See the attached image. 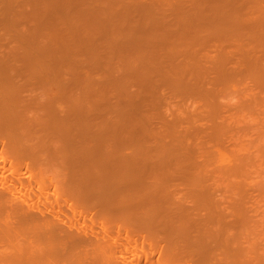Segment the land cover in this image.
Listing matches in <instances>:
<instances>
[{"label": "bare ground", "instance_id": "1", "mask_svg": "<svg viewBox=\"0 0 264 264\" xmlns=\"http://www.w3.org/2000/svg\"><path fill=\"white\" fill-rule=\"evenodd\" d=\"M28 1H29V3L31 2L33 4L32 6H34V8H31L32 10H29V12L24 8V6L22 9V6H20V4H18V2L20 3V0H18L16 2L17 4L16 5L14 4V6H13V3L15 1H13V0H0V264H113L112 262H114V261H111L110 257L112 256V251L114 250L115 245H117V240H116V238L111 237L108 234L106 225L112 221H114V222L116 221V223H117V221L120 219L124 223H125V221H126V223L128 222L129 226H131L130 230L125 231V236H126V234L129 233L128 237L126 236V238L129 239V241L127 240L128 241V247L125 248V245L123 247V243H122V247L125 248V250L127 251V252H125V253H127L126 257L121 255L123 257V260H122L123 264H247L245 262V259L249 258V256L247 257L246 252L248 251V253L252 254L253 252L251 250H254V247H252V245H253L252 242H250V240H247L246 238L244 239L243 235L231 236V235H229L228 232H226V231L224 232V230H222V229H220V231L214 230L213 225L215 223H214V219L212 218V209L210 207L205 208V211L207 212L206 215L209 217L204 216L205 218H202V219H199V217H196V219H191L193 217L189 214H188V216H185L186 213L183 214L184 211H182L181 208L180 209L177 208V210H173L170 208L171 202L170 203H168V202H169V199H171V198H168L169 195H167V192H166V190H169V189L166 188L165 191L162 192L163 190L160 189L161 186L159 187L158 185L162 184V186H163L165 184L164 181L167 182V179L170 177V169L171 168L174 167L173 169L178 168V170H179L178 171L176 169L177 171L176 170L173 171V169H171V174H172V172H174V173L180 172L181 169L182 170L188 169V171H190V169H192V168H190L189 166H191L192 164H194V165H196V164H195L194 158L191 160H186V159H182V158L179 159L180 156H179L178 152H175V154L178 155L177 157H175L176 155L173 153V151H175V150L174 149L169 150L167 147L169 143L164 142V141H162V142L160 141L161 138L158 136L160 133L159 131H162V133H163V130L160 127H158L160 130L159 129H158L159 131L156 130L155 134L153 133L154 131L152 132V130L150 129L151 125L149 126V123L147 121L150 122V120L152 121L154 118H155V120H158L161 118V116H160V118L158 116V119H156L157 117L150 118V116L147 118L146 116H148V113L150 110H145V109L143 110L142 109V111L136 110L135 113H134V111L133 112L131 111V113H130L128 111V108H127V110L126 109L125 110H126V112H128L127 114H129V115L126 116V119H125V117H123L124 118V119L122 118L123 121L120 122V120H121L120 116L121 115L118 116L119 117L118 119L114 118L113 113H115L116 111L118 112L120 107L123 106L122 103L119 104L121 102V97H120L122 95L121 93L123 92V89H124L125 91L123 92V95L126 96L127 94H129V92H127L128 88H126V87L130 86V84H131V86L134 85V87L139 84L135 88L138 87L136 92L137 91L138 92L141 91V92L139 94H136V92H135V97L137 96L136 98H140L141 100L140 99H138V101L136 100L135 105L133 103L130 104L128 101V103H127L128 105L126 104L127 107H129L130 105H134L137 108L138 107L141 108V106H146L148 109L151 108V110H152V107H153L152 104H154L153 102L158 95V93H156V91L158 92V90L160 88H162L161 85H158L157 81L159 82V84L162 83L160 81H163L165 84L164 86L166 88L168 87L167 90L170 91L172 89V92H179L183 89L184 92H187V90H190V92H192V91L194 93L195 92L196 93H204L205 92V94H206L207 92H206V89H204V87H206L207 84L204 83L205 86L202 87V89L204 91L201 90V86H203V85H201L202 83L200 84L201 86L198 85V82L199 83L202 82L203 79L205 82V80H206L205 74L203 72H194V70H193L194 67H193V69H192V67L190 69L189 65H191V64L189 63V61H188V65L186 63V59L187 60H190L191 58L194 59V56L193 57L191 56V52L188 51L187 49L185 50L184 48H183L184 50L177 48V50H174V52H176L180 49L181 52L186 51V53H187V57L183 56L181 53V55L185 58V59L183 58L185 62L184 63L181 62L183 59H181L179 61V62L183 63L182 64L183 66L184 65L185 66L182 67L180 64V67H181L180 68L179 64L178 65L176 64V66H175L174 63H177V62H174L173 63L174 66L170 63V65H172V67H171L172 69L170 70L171 72H169V71L166 72L167 68L165 70H162V68L166 67V64H168V60H170V58H172L171 57L172 53H173V56L175 54L174 52L171 51L172 49H168L169 51L164 49V48L163 49L165 51H163V49H159V50H162V52L160 51V53H159L158 48L155 49V47H154L153 50L158 51V53H159L158 56L164 55V56L159 57L160 62L157 60L159 63L156 60H155L156 62H153L154 61L153 57L155 56L154 53L152 54V52H151L150 53L151 55L150 54L144 55V53H141V52H145L146 50H147L146 52L151 51L148 48L150 47L151 44L153 45L152 40H154L155 43H157L159 40L163 41L164 40L163 38L166 37L165 39H167V34L171 35V37H173V39H174L173 32L166 30L167 28L164 26L163 22H161L162 19L158 18L156 15H154L152 13H146L147 15L143 14V15H145V16H143L145 18L144 21L141 22V24H143V25L139 24L138 23L139 19H135L134 16H132L134 18V20H133V18L130 16L131 11L128 12L126 10V8H127L126 4H125L126 8L124 6H121V1L114 0V2H113L111 0L110 1H108V0L102 1L101 0L100 2H102V3L104 2V5H106V6H104L102 3H101V5H103L104 7L107 8V9L103 8V10L104 11L108 10L105 13L100 11V10H102L101 6L99 8L100 10H98V8L97 9L95 8L96 11L98 10V11H100L99 13H102V15H101L102 19L103 18L104 19L109 18V20H108L109 23L107 22V24H111L112 26L116 25V29H112L114 31L113 33H111L112 31H110L108 29L109 33H111L112 35L109 34L107 30L105 31L106 27L104 28L103 26L106 23L105 22H99L100 21L99 17H101L99 14L97 17L94 15H92V16L84 15V13L81 12V15L83 14L84 16L82 15L83 17H81V18H80V16L76 17L77 14H79V12H80V10L78 11V13L76 11L77 5L79 4V2L77 5L75 4L76 7H74V9L70 8L71 10L69 9L70 6L68 7V5L66 3H64L67 1V2L71 3V5H74L75 0L74 1L64 0L63 2H58V4L60 3L59 6H61L63 8L64 12L66 10H67V12H69V13L65 12L66 16H68V17L72 16L69 18L66 17L65 14H61L62 11L58 12V13L55 11V8L58 11L59 6H58V4L55 5V3H57V1H59V0H57V1L56 0H48V1L47 0H40V1L39 0H37V1L33 0V2L36 1L34 3L32 2V0H28ZM96 1H98V0H96ZM128 1H130V0H128ZM209 1L210 0H208V1H206V0H201V1L200 0H191V2L193 4H190V5L193 6V8H194V5L197 4V5H195V8L197 7L196 9H198V10L196 11L195 8L192 9V7L190 5H188V7H186L185 10L191 9V11L188 12V11L184 10L186 13L183 11L187 15L182 14L183 15L182 21H183V19L187 20L189 22V25L192 24L191 25L192 28L195 29L196 31L198 30V29H196L197 25H198V28L199 27L204 28V26H206V25H208L207 27H210V28H212L214 26H217L219 28V26H220L219 24H220V22H222L223 28H221V29H224L227 26V27H229V28L226 27L227 30H229L230 27H231V29H230L231 31L234 30L232 32L230 31L229 34H228V31L226 30L228 36L231 34H235L237 32L240 33V34H236V35H231V36H233V40L236 39V40H234L235 41L234 43H236V42L238 43V45H236V47H239V49L242 46H244V47L247 46L245 44L246 43L245 40L249 39V41H250V38H251L253 41V39H255V40L257 39L256 40V42H257V41H260L259 39L264 38V37H262V36H264L262 33H261V37H259V34L256 31L257 35H258V37H257L255 31H253V29H251L252 25H253V20L250 19L249 16L247 17V14H248L247 12L242 11V9L240 8L241 7L240 3L236 4V5L234 4L235 5V7H234V5H232L231 2L225 3V2H221V1L218 2L215 0H211V2H212V4H211V2H209ZM11 2H12V4H11ZM37 2H38V4L34 5ZM84 2L87 3V0H85ZM110 2L112 4L113 3L114 4L112 5ZM125 2L126 1L124 0V3ZM131 2H133V1H131ZM205 2H209V3H205ZM47 3L48 4L51 3V4H49L48 9H45V7H48ZM52 3H54L55 7L53 6ZM75 3H77V2L75 1ZM80 3H82V2H80ZM86 3H85V5L83 3L81 4V5H83V8H85V9H86V6L89 5V4L86 5ZM89 3H90V1H89ZM133 3L130 7L136 6ZM63 4H64V6H63ZM109 4H110V6H107ZM198 4H202L206 8H204L201 5L203 7L202 8L200 5L198 6ZM206 4H208L209 7ZM213 4H214V6H213ZM215 4L217 6H215ZM246 4H244V7L250 6L252 8V3L249 4L248 2H246ZM15 6H17V7H15ZM19 6H20V8H19ZM37 6L38 7L40 6L39 7L40 9L39 8L36 9L35 7H37ZM111 6H112V11L116 12L117 14H113L114 12H112L111 9H109ZM238 6H239V8H238ZM14 7L18 10L14 9ZM65 7L67 9H65ZM115 7L118 8L117 11H116ZM200 7H201V11L199 13L201 15L198 13V11L200 10ZM212 7H215L216 11L214 10V8H213V10H211ZM250 7H248V9H251ZM12 8L14 10H12ZM53 8H54V10H53ZM88 8L89 7H87L86 11L89 10ZM124 8H125V10H123ZM68 9H69V11H68ZM237 9L240 12H238ZM33 10H35V11H33ZM109 10L111 12H109ZM230 10H231V12H230ZM25 11H27L26 14H25ZM31 11H33V13ZM53 11H55L56 12L55 14L56 15L58 14V15L56 16ZM72 11L75 12L76 14H74ZM89 11H91V9ZM202 11L204 13H202ZM213 11L217 12V13L219 12V14H216ZM223 11H225V13H223ZM226 11L228 13H226ZM119 12H121L122 14ZM124 12L126 14H124ZM196 12L198 13L197 15H196ZM30 13H32V14H30ZM71 13H73L74 16ZM208 13H209V17L207 15ZM210 13L212 15L214 13V15L212 16ZM220 13H221V15H220ZM230 13L232 16L227 15ZM237 13H239V15H237ZM67 14H69V15H67ZM103 14H104V16H103ZM107 14H109V15H107ZM123 14H124L125 18L128 19V17H129L130 24H129V21L126 22L127 20L123 18ZM204 14H205V16H204ZM215 14L217 15V17L215 16ZM119 15L121 16L122 21H121ZM125 15H127V16H125ZM149 15L152 17H150ZM153 15L155 17H153ZM189 15L190 16L193 15L194 18L190 17ZM195 15H196V17H195ZM223 15H225L226 17L229 16V19L227 20L228 22L227 21L224 22ZM88 16L90 18H92V17L93 18L88 19L89 18ZM186 16H188V17H186ZM210 16H212L213 18ZM236 16L240 17L238 19H240L241 22H238L239 20L237 21ZM243 16L245 17V20H247V21L244 20ZM59 17H61V18H59ZM105 17H108V18H105ZM111 17L113 18V20L115 18V20L118 22H116L115 20H114L115 21L114 22ZM197 17H198V19H196ZM207 17H208V19L212 18L211 20H213L215 18V20H213V23L216 22V18L218 19L219 22L217 21V23H214V25H211V24L206 22ZM230 17H232L233 19ZM74 18L77 20L75 21ZM83 18H85V19H83ZM116 18H118V19H116ZM187 18H189L190 20ZM64 19H66V20H64ZM79 19H80V21H82V23H83V20L85 21L83 23V25L85 26L84 28H86L87 30L83 29V27L81 26L82 24H80L81 22L79 21ZM123 19H124V21H123ZM235 19H236V21H235ZM241 19H243V20H241ZM145 20L146 21L148 20V22H146ZM149 20H150V24H149ZM192 20H193V22H191ZM197 20H198V22H197ZM201 20L203 21V23L205 22L206 25L202 24ZM229 20H230V22H229ZM251 20H252V22H251ZM32 21L35 23L34 29H32L29 33H28L29 30L28 31L24 30V32H23V33H26L25 31H27L28 34L24 35L21 32L23 29L20 31L18 30L20 27H22L26 24H29ZM89 21L90 22L92 21L93 24L89 23ZM136 21H137V23H136ZM77 22H80V23L77 24ZM110 22H112V23H110ZM144 22H145V24H144ZM152 22L154 25L152 24ZM234 22H235V24H234ZM64 23L67 25H71V26L74 25V26H72V29L70 30L68 28L69 27L71 28V26H67ZM134 23H136L138 26ZM196 23H197V25H195ZM225 23H227V24H225ZM232 23L234 24V26L232 25ZM239 23H241V24H239ZM85 24H88V26H86ZM94 24H95L94 27H96V29H94V27H93V29H94V31H93L91 26H93ZM123 24L126 26L127 30L125 28L121 29V28L125 27ZM158 24H160L161 26H159ZM242 24L244 25L243 28H242V26H243ZM120 25H121V28H120ZM131 25H133V27ZM148 25H150V26H148ZM89 26H90L91 30H89ZM97 26H98V29L101 30V32L98 30L97 33L99 34V36L101 35V37H103V39H102L103 44L101 43V46H104V44L106 46V45H109V43H110L111 46L113 47L112 49H114L115 46L116 45L118 46V44H119L118 47H120V48H118L116 46L119 49L118 51L120 52L121 49H122V51H125L124 54H122L121 52L120 53L118 52L120 54L119 58H120V60H122V62L120 60H118L119 62L116 61L115 59H119V58L114 57L112 50L108 49L107 47L105 48L107 54L104 55V56H106V58L101 57V56H103L102 50H104V49L100 48V46H99V48L101 50L99 49L100 51H98V48L96 50L97 46L94 45L96 43L93 40L96 39L97 38L96 35H98V34H95V32L97 30ZM99 26L103 27V29L100 28ZM139 26L142 28L140 29ZM193 26H195V27H193ZM237 26H238V28H237ZM61 27L63 28L64 31L61 29ZM73 27L75 29H76V27L78 28L76 30L79 31L78 32L79 35ZM240 27H241V29H240ZM27 28L25 27L24 29H27ZM81 28H82V30H81ZM135 28H136V30H135ZM232 28H234V29H232ZM246 28H247V30H245ZM67 29H68V31H67ZM214 29H215V27H214ZM242 29H244V30L242 31ZM249 29L252 30L250 32V33H252L251 36L249 34V31H248ZM121 30H123V31L121 32ZM132 30H133V32H132ZM141 30H143L144 32ZM145 30H146V32H149L150 35H147V33H145ZM157 30H158V32H157ZM205 30H206V28H205ZM208 30H209V28H208ZM61 31L64 33H62ZM65 31L67 34H65ZM80 31L85 32V33L82 34V32H81L82 35H80ZM87 31L89 33H87ZM91 31L94 33L95 36L92 34L90 35ZM163 31H166V32H163ZM181 31L182 32L180 33V36H179L181 38L177 37V39H174L175 41L179 42V47L181 44H182L181 47L184 45L186 46V44H188L187 41H190V42L195 41L194 36L197 37V34H195L194 32L192 34H186L188 32L187 29L186 30L182 29ZM212 31L213 30H210V32H212ZM123 32H124V35H123L124 38H121V36H122L121 33L123 34ZM125 32H127V33H125ZM141 32H143V33H141ZM152 32H154V33H152ZM73 33H75L74 35L76 37L73 35ZM101 33L102 34L107 33V34H106V36L105 35L102 36ZM134 33L135 34L138 33V34L135 36ZM140 33L142 34L141 36H140ZM115 34H117V35H115ZM128 34L130 35L129 38L127 37ZM154 34H156V36H153ZM158 34H160V37H157V36H159ZM161 34L164 35L165 37H162ZM68 35H71L70 38H73V40L67 39ZM83 35H85V36H83ZM88 35H89V38H91V41L88 40L89 39ZM151 35H152V37H151ZM192 35H193V37H190ZM253 35L254 36L256 35L255 37H257V38H254ZM93 36H94V39H92ZM107 36H108V38L106 39L105 37H107ZM182 36H184V37L186 36V37L184 38ZM231 36H229V37L231 38ZM234 36H235V38H234ZM240 36L242 39L240 38ZM242 36L245 37V40ZM77 37H79V38H77ZM125 37L128 40L131 39L132 41L131 40H129V41H131L133 45L131 44V42H128L125 39ZM229 37H228V39H230ZM80 38L81 39L84 38V39H82L84 41L87 40L85 43H87V46H89L90 48L87 47L86 44L83 43L84 41L82 42V40ZM86 38H88V39H86ZM118 38L119 39L121 38L120 40H122V41H120ZM155 38L157 39V41L155 40ZM178 38L180 40H183V41H180ZM182 38H184V39H182ZM192 38H194V39H192ZM77 39L81 40V41L79 42ZM135 39H136L137 43L135 42ZM145 39L148 41H145ZM188 39H190V40H188ZM106 40H107V42H104ZM115 40H116V43L114 44L113 42H115ZM13 41H15L13 44L15 45L17 43L16 45L18 47L13 46V45H12L13 47L11 46ZM74 41H75L76 45H75ZM88 41H90L91 44L88 45V43H89ZM144 41L146 43H144ZM77 42L80 44V46L77 44ZM121 42H123V43H121ZM133 42H135L136 45ZM253 42H254V43H252L253 45L254 44L256 45L257 43L260 44L259 42H257V43L255 41H253ZM139 43L140 44L143 43V45H146V46H144L145 49L142 47L143 45H140ZM159 43H161V42H159ZM241 43L242 44L244 43V44L241 45ZM120 44H122V46H120ZM124 44H126L127 46ZM258 44H257V46H259V47H257V48L260 49L261 45H258ZM239 45H241V46H239ZM75 46H77V48ZM83 46L88 48L90 51L92 50L91 51L92 57H91V55L88 57L90 60H92V58H93L92 61H94L95 60L94 57L96 55L97 58L95 57L96 58L95 61H99L98 58H100V59L103 58L105 60V62H106V60L108 62V64H106L105 67L103 66V68L101 67L102 65H96L98 67L96 69L97 70L99 69V70L95 71L94 75H96L95 73H98V74L101 73L100 77H101V75H103V76H102V78L98 77L99 78V82H98V78L91 76V75H93V72H91V75L88 78L89 80L87 79L88 81L86 83H83V85L80 88V90L82 91L83 94H81V91H79L77 94L74 90L72 91L71 87H67V86L65 87L64 86V88H62V91H61V96H59V100L61 99L60 102L56 103V98L58 96L50 97L46 101L40 100L35 96H28V97H32V98H29L30 100L27 101L28 98H26V99L23 98V96H24L23 91L24 90H21L20 88H17L14 86L15 78L17 77L16 79H18V77H19L20 80L26 81V83L32 82L33 84L40 86L42 88H47L50 91L55 90L56 88L61 86V84L64 80L63 77L68 73L66 71H70L68 68L70 66H73V64L76 61L75 56L78 53L82 52L80 47H83ZM135 46H137V47H135ZM175 46H177V44ZM129 47H135L136 49L134 48V51H133V48H129ZM138 47L141 48V51H138V50H140V49H138ZM13 48L15 50H13ZM17 48H19V49H17ZM91 48H93V49H91ZM76 49H78V51H75ZM128 49H129V51L127 52ZM241 50L244 51L245 49L241 48ZM250 50H251V48H250ZM130 51H131V53H130ZM166 51H168V52H166ZM245 51H248V50H245ZM188 52H190V53L188 54ZM177 53H179V52H177ZM97 54L100 56H97ZM109 54H111L112 56L111 55L109 56ZM121 54L123 56L126 55L123 57L124 59L121 57L122 56ZM135 54H136V56H135ZM243 54H246V53H243ZM107 56H108V59H107ZM130 56H131V58H130ZM143 56L146 58L148 56V60L151 57L150 61H148L147 59H145V60L141 59V58H144ZM179 56H177V57L180 59L181 57H179ZM189 56H191V57H189ZM244 56L247 57V54ZM82 57L83 56L79 57L80 61H83V60L87 61V60H85V58H82ZM162 57H163L164 61L160 60V59H162ZM132 58L135 61H133ZM136 58H137V60H136ZM152 58H153V61H152ZM247 58H249V59H247ZM247 58L242 57V62H244L243 59H247L246 60L247 63H248V60H250V61L256 60L257 61L256 58L252 59L251 56L247 57ZM257 58H259V57H257ZM126 59H128V60H126ZM129 59H131V60H129ZM175 59H177L176 55H175L174 59L172 58V62ZM166 60H167V63L165 62ZM144 61H145V65H144ZM250 61L248 63V65H250L249 66L250 68H247V70L249 69V71H248V77L249 78H257L260 74L264 73V71H261V69H260L261 72H259V70H257L258 72L256 70H253V69H257V67L252 68ZM253 61H251V63ZM256 61H255V63H257ZM116 62L118 64H122V65H118V64H116ZM134 62H137V64L136 63L134 64ZM190 62H192V60ZM193 62L195 63L196 61L194 60ZM111 63H114L113 64L114 66ZM123 63H124V65L126 64L125 65L126 67L123 65ZM132 63L134 65L131 66ZM138 63H141V64H138ZM148 63H151V64H148ZM153 63H156V64H153ZM163 63H166V64H165V66L161 67L160 70H162L164 73L158 72L157 68H156V71L152 72L151 69H154L156 66L159 67L158 65L159 64L161 65ZM146 64H148V65H146ZM243 64H245V63H243ZM246 64H245V66H246ZM262 64L261 65L259 64L260 67L262 66ZM115 65H118V67L120 66V70L122 67V69H123L122 71H125L122 73V74L126 73L125 77L123 76V79H125L123 81L124 83H122L125 85H120L119 87H118V85H117V87L114 85L112 86L113 81H112L111 77L113 75V70H114ZM135 65H137V67H135ZM139 65L142 66V67H140V69L138 67ZM150 66H152V67H150ZM109 67L111 69H109ZM123 67H125L126 70ZM168 67H169V65H168ZM129 68L130 69L135 68L136 70L135 69L130 70ZM144 68H146V69H144ZM183 68L185 70L188 68V70L185 71V70H183ZM250 69H252L253 71L251 72ZM106 70L107 71L111 70L112 73L110 71H109L110 72L109 73ZM129 70H130V73L128 72ZM137 70H139L141 72H137ZM144 70H145V72H144ZM158 70H159V68H158ZM175 70H177V71H175ZM262 70H264V69L262 68ZM178 71H180V72H178ZM69 73H70V75L76 74V72H69ZM153 73L154 74L156 73L158 75H154ZM15 75H17V76H15ZM160 76H162V79ZM185 77H186V79H184ZM189 77H191V78L194 77L195 79H193V80L198 81V82H194ZM220 77H221L220 81L222 82L223 85H225V86L230 85L232 87H235L237 81L231 75V73L222 72ZM103 78H104V80H103ZM106 78H107V80H106ZM150 78L151 79L153 78V80H151ZM165 78H166V80H165ZM187 78H188V80H187ZM183 79L185 81L187 80L188 83H189V80H192V83H195V84H193V85H195V87L192 85L191 82L189 83V87H188L187 86L188 83L185 85L186 82L183 83L184 82ZM100 80L102 81V83ZM133 80H134V82H133ZM169 80H171L172 82L168 83ZM94 81H97V82H94ZM106 81H107V83L110 82L109 85H107ZM148 81L150 82L149 84H148ZM165 81H167V83H165ZM181 81H183V82H181ZM135 82H136V84H134ZM103 84H105L106 86ZM97 85H98V87H96ZM162 85H163V83H162ZM191 87L195 90H193ZM196 87H198V88H196ZM156 89H158V90H156ZM199 90H201V91H199ZM115 91H117V93ZM183 91H181V92H183ZM107 92H109V93L112 92L111 94H113L114 98L116 95V97H117L116 101L118 100L119 102L117 103L116 101H114L115 104H117L115 107L118 106L117 108H119V109H115L114 104L112 102V98L111 99L108 98L111 101V103H109V100L107 99ZM151 93L153 95H149ZM75 94H77L78 96H76ZM79 95H80V97H79ZM141 96H142V98L144 97L145 100L142 99ZM146 96H147V98L149 96L150 97L147 99ZM81 98H82V100H81ZM86 99H88V100H86ZM83 100L86 102L88 101V102L83 103L84 102ZM146 100H147V103H145ZM105 101H107L109 104L106 103ZM141 102H144L145 104L141 103ZM102 103H104L105 107H104V105H102ZM137 103H139V105ZM84 104H86V105H84ZM106 104H108L107 105L108 107L106 106ZM141 104H144V105H141ZM216 104L217 103H214V105H216ZM110 105H111V107H110ZM150 105H151V107H148ZM60 106H65L66 108L62 107L63 109H60L59 108ZM84 106L88 107V108L87 107H85V108L88 109L89 112L85 108H84L85 111H81V110H83ZM94 106H96V108L98 107L97 108L98 110H96V108ZM212 106H213V104H212ZM146 107H142V108H146ZM106 108L109 112H110V110L114 109L113 111H111V112H113V113H111V114H113L112 121H111V115H109V112L106 110ZM214 108L215 107H213V109ZM64 109H66V110H64ZM59 111H61V112L65 111V112L61 113ZM96 111L97 112L98 111L99 112L105 111V113H103V115L108 114L109 117H107L108 115L102 116L101 113H98V115H97ZM146 112H148L147 115H146ZM76 113H77V115H76ZM93 113L96 114L97 116L96 115L93 116ZM59 114H61V115L58 117ZM64 114L67 115L66 119L63 117ZM130 114H131V116H130ZM142 114L144 117L142 116ZM134 115L138 116L139 118L143 117V119H146V120L148 119L146 121L147 124L145 123L142 125L140 122L138 123L137 121H139V120ZM86 116L88 117V119L89 118H91V119H89V121H88ZM122 116H123V113H122ZM97 117H99L98 118L99 120L97 119ZM100 118H101V121H100ZM102 118H104V119H102ZM106 118L108 119V121ZM131 118L134 119L135 121H133ZM94 119H97L99 121V122H97L98 126L96 125V120H94ZM124 120H126V121L129 120L128 121L129 124L128 123L127 124L122 123V122H124ZM98 123H100V124H98ZM102 123H104V125H102ZM83 124H84V126H83ZM92 124H93L94 128L96 127L95 129H93V127H90V125L92 126ZM123 124H125L124 127H123ZM139 124H140V126L142 125L141 127H143V129L145 131V133L143 132L144 137H142L140 133H139L140 135H138V132H135V130L133 129L134 127L136 128V126L138 127ZM105 125H106V128H107V125H109L108 130H106V128L104 127ZM111 125H113V126H111ZM117 125L119 126L120 129L118 128ZM131 125H133V126H131ZM77 126L80 127L81 131H83V132H80V129L78 128L77 132H80V133H78V136L80 134L83 135L86 132V130L90 132V135L92 137L95 136L92 139V141L94 140L96 142V147L94 149H91L90 145L84 146V147H82V145L77 146L78 145V144H76L77 140H76V137L74 136V134L77 133L74 130ZM152 126H153V124H152ZM125 127H126V130H125ZM130 127L132 128V130H130ZM153 127H152V129H153ZM89 128H91V129L89 130ZM121 128L123 129L122 130L123 132L120 131ZM148 128L150 130H148ZM156 128L157 127L155 126L154 129H156ZM111 129H113V131ZM105 130H106V132H105ZM133 130H134V132H133ZM146 130H148V131H146ZM92 131H93V133H92ZM99 131L101 133H99ZM107 131H109V132H107ZM130 131L133 133H131ZM89 132H87L85 134H89ZM95 132L97 135H95ZM103 132H105V133H103ZM113 132L115 134H112ZM157 132H159V133L156 134ZM108 133H109V136H107V137H110V139H108V140H110V142L112 144H110L109 141L106 140L107 138L105 136H103V134L107 135ZM110 134H112V135H110ZM152 134H153V137H156L155 135H157V138L155 139V138L151 137ZM168 134H169V132H168ZM99 135H101L102 137H100ZM79 137H81V136H79ZM103 137H105V140ZM123 137L124 138L126 137L125 138L126 141ZM123 139H124V141H123ZM151 139H154L153 143H150V142H152ZM111 140H114V141H111ZM118 140H119V142H118ZM129 140H130V142H129ZM149 140H150V142H149ZM105 141L108 143L104 144ZM157 141H160V142H157ZM82 142H84V141H82ZM95 142H94V144H95ZM113 142H115V143H113ZM121 142H123L127 146V148L124 147L123 145H121V144H123ZM171 142H172V140H171ZM159 143H162V144L165 143L166 145H162ZM108 144L110 147L107 146ZM178 144H179V142H177V145H176L177 147H178ZM105 146L107 147V149ZM164 146L167 148H165ZM108 147L111 149H108ZM120 147H122L125 151H129V153L133 152L134 154L131 153V156H133V158L131 156H130L131 159H130V157L128 158V156H126L127 154L126 155L124 154L125 151H124V153H122L123 149ZM178 148H180V147H178ZM175 149H177V148H175ZM121 150H122V152H121ZM178 150H182V148L178 149ZM168 151L172 152V154L170 155V152H168ZM124 155H125V157H124ZM166 155H168V156H166ZM173 155H175L174 156L175 161H173ZM182 156L183 155L181 154V157ZM196 157H197V155H196ZM222 157H223V155H222ZM171 158H172V160H170ZM58 159L64 161L63 163L66 165V166H64V167H66L64 169L66 170L67 174H66V172H64V173L61 172L62 170H64L62 168L63 166L61 167L62 170H59V171L56 168L59 166V165L57 166L58 163L56 164V162H55V161H58ZM76 160H78L79 162ZM197 160H198V158H197ZM52 162L54 164H56V166L53 165ZM172 162H174V163H172ZM77 164H78V166H77ZM79 168H81V169H79ZM142 169H145L146 171L142 170ZM147 169H149V173L147 175H149L150 172L155 171V174H153V173H152V175L150 174V178H149V176L144 175L148 171ZM193 169L194 170L190 171V172H193L192 183L196 179L199 178V176L196 177L195 175H197L199 173L202 174V172L204 171V168L200 169V168L196 167ZM78 171H80V172H78ZM131 171H132V173H129ZM162 171H164V172H162ZM59 172H61L62 175H60L61 173H59ZM82 172H83V177H81L82 181L76 182L77 174L82 173ZM156 172L159 174H157ZM165 172H167V173L165 174ZM48 173H50V174H56L57 173V174L55 175V177L49 176L46 179L45 174L47 175ZM123 173H124V176H123ZM125 173H126V175H125ZM127 173L131 174L132 176L129 175V176H131V177H129L127 175ZM63 174L67 175L66 179L64 178L65 176L62 177L65 180L59 179V177L63 176ZM133 174H135L134 176H136V175L138 176L140 174L138 176V179H141L139 181H142L144 184L142 182H139L137 179H134ZM142 175H144L145 178L142 177ZM154 175H157V176H154ZM158 175H159V177H158ZM160 175L163 177H161ZM165 175H167V177ZM125 176H127V177H125ZM152 176L156 177L157 179L153 178ZM119 177H121L123 180L128 179V182L130 184L128 182L126 184V182H125V185L124 184L122 185V183L124 181L118 180V183H116L115 184L116 186H114L113 184L116 182V179H120ZM147 177L149 178V181H148ZM129 178H130V181H131V179H133V181L130 182ZM151 178L153 180H151ZM107 179H109V181L115 180L114 183L111 185V186H113V189L111 186H110L111 187L110 190L107 187L110 185V183H112V182L108 181L109 185H107V183H108V182L106 183ZM47 180H49V181H47ZM134 180H136V182H138V183L135 184ZM120 181L122 183L119 186L118 184L120 183ZM150 181H153V185L155 182V184L158 187L156 185L153 186ZM162 181H163V183H162ZM169 181L170 180L168 179L167 184L171 185ZM104 182L107 185L106 186L104 184L105 187H107L106 191H108V190L110 191V192L108 191V193H105L106 191L104 192L105 189H103V191H102V187H103ZM146 182H147V184H145ZM133 183H134V185H131ZM149 183H151V184H149ZM167 184L165 185V187H169V186H167ZM48 186L53 187L52 193L49 190H47ZM145 187H147V188H145ZM148 187H150V188H148ZM158 188L161 191V193L159 192V194H161V195H159L157 193L156 194L153 193V192H155L154 190L159 191ZM100 189H101V191H100ZM152 189H153V191H152ZM60 190H61V193L63 195L62 199H60L61 194L59 196ZM148 190L151 192L149 193ZM97 191H98V193H100V196L97 195ZM101 192H104L105 195H103L104 193L101 194ZM49 194L54 196V198L49 199V196H50ZM199 198L203 202L206 200V199H204L202 194L199 195ZM162 199H164V200L167 199L168 201L166 202ZM159 200L160 201L162 200L163 202H160ZM76 201L77 202L79 201L82 204L87 205L89 207L92 206L93 208L96 209L97 214L100 217H103L100 221L101 225H102V231L94 230L91 225L86 224L85 221L81 218H71V217H67L66 214H64V210H65L66 206L69 209H71V211H72L74 209ZM157 202H159L160 204H158ZM166 203H168V205L169 204L170 205L167 207ZM205 204H210V203H205ZM165 208H166V210H165ZM175 209H176V207H175ZM162 210L166 212V215H165V212H163ZM167 210L169 212H167ZM172 210H173V213H174V211L176 213L173 214ZM153 213L156 216L155 215L153 216L152 215ZM180 213H181V215H180ZM160 214H162L164 216L162 217ZM168 214L170 216L167 217ZM179 215L181 217H179ZM182 215H184V216H182ZM118 223L121 225V222L118 221ZM122 225H124V224L122 223ZM156 235H159L163 238V241H164V242L162 241L163 245L161 244L162 243L161 241H160L161 243H159ZM136 236L141 237L140 239H142L143 241H146V247L144 245H141V247H139V250L136 249V242L138 241ZM130 238L131 239L133 238V241H131ZM155 240L158 241V244L156 243ZM120 246H121V244H120ZM156 247L159 248L158 249L159 251L156 250ZM3 248H5V250L7 249V251L10 250L9 253L7 251L5 253H3L5 251V250L2 251ZM5 254H7V255H5ZM118 255H116V256L118 257ZM245 255H246V257H245ZM257 258H259V256ZM116 259L117 258H115L114 260H116ZM250 259H251V257H250ZM261 259H262V257H261ZM117 260H119V259H117ZM115 262H114V264H115ZM259 263L260 262L258 261V263H256V264H259ZM250 264H251V261H250Z\"/></svg>", "mask_w": 264, "mask_h": 264}, {"label": "rangeland", "instance_id": "2", "mask_svg": "<svg viewBox=\"0 0 264 264\" xmlns=\"http://www.w3.org/2000/svg\"><path fill=\"white\" fill-rule=\"evenodd\" d=\"M13 1H15L14 3H13V6H14V4L16 5L17 3V1L18 0H13ZM24 1V2H23ZM20 0V3L18 2V4H20V6H22V9H23V6H24V8L29 12V10H32L31 8H34V6H32L33 4L31 3H29V1L28 0ZM37 1V0H36ZM36 1H34V2H36ZM40 1V0H39ZM48 1V0H47ZM46 1V2H47ZM57 1V0H56ZM64 0H59V1H57V3H55V5H57L58 4V2H63ZM72 1H74V0H72ZM75 1L77 2V3H75ZM74 1V5H71V3H69V2H64V3H66L67 5H68V7H69V9L70 8H73L74 9V7H76L75 6V4L77 5L78 4V2H79V6L77 5V9H76V11H77V13H78V11L80 10V12H79V14H77V16L76 17H78V16H80V18L81 17H83L84 15H90V16H92V15H94V16H97L98 17V14L101 16L102 15V13H99L100 11L101 12H106V11H108V10H103V8L104 9H107L106 7H104V6H106V5H104V2L102 3V2H100L101 0H98V1H96V0H87V3L86 2H84L85 0H75ZM89 1H90V3H89ZM96 1V2H95ZM103 1V0H102ZM107 1V0H106ZM108 1H110V0H108ZM111 1H113L114 2V0H111ZM117 1H121V6H124L125 7V4H126V6H127V8H126V10L129 12V11H131V17L132 16H134V18L135 19H139L138 21V23L139 24H141V22H143L144 21V17L143 16H145V15H143V14H146V13H152V14H154V15H156L158 18H161L162 20H161V22H163V24H164V26L167 28L166 30H169L170 32H173V35H174V39H177V37H179L180 36V33L182 32L181 30L183 29V30H188V32L186 33V34H192L193 32L195 33V34H197V37H195L194 36V38H195V41L193 42L192 40V42H190V41H187L188 42V44H186V46L184 47V46H182L181 47V45H180V47H179V42H177V41H175L174 39H173V37H171V35H169V34H167V39H165L166 37L164 36V35H162V37H165V38H163L164 40L163 41H161V40H159L157 43H155V41L154 40H152L153 41V45L151 44L150 45V47L148 48L149 50H151V51H148V52H141V53H144V55H148V54H150L151 52H152V54L154 53V61H153V58H152V61L153 62H156L157 60L159 61V57H161V56H164V55H160V56H158L159 55V53H160V51L162 52V50H159V49H166V50H168V49H172L171 51L172 52H174V50H177V48H180V49H187L188 51H190L191 52V56L193 57L194 56V59L193 58H189V57H191V56H189L188 58L190 59V60H187L186 59V63H187V65H188V61H189V63L191 64V65H189L190 66V69H191V67H192V69H193V67H194V72H203L204 74H205V78H206V80H205V82H204V79H203V81L202 82H198V81H194L193 79H195L194 77H189V78H191L194 82H198V85H200L201 83V85H203V86H201V90H203L202 89V87H204L205 86V84H207L206 85V87H204V89H206V94H205V92L204 93H194L193 91L192 92H190V90H187V92H184L183 91V89L181 90V91H183V92H181V91H179V92H172V89L169 91V90H167V88L164 86L165 84H164V82L163 81H160V82H162L163 83V85H162V83H160L159 84V82L157 81V83H158V85H161V87L162 88H158V89H156V90H158V92L156 91V93H158V95H157V97L155 98L154 96V98H155V100H154V104H152V110H151V108L150 109H148L146 106H141V108L140 107H135L134 105H135V103H136V100L138 101V99H140V98H136L135 97V92H136V90H137V88H135L136 86H138V85H136L135 87H134V85L133 86H131V84H130V86H128V87H126V88H128L127 89V92H129V94H127L126 96H124L123 95V92L125 91L123 88V92L121 93L122 95L120 96L121 97V102L119 103V104H121L122 103V105L123 106H121L120 107V109L119 108H117V107H115L117 104H115V102L114 101H116V99H117V97H116V95H115V98H114V96H113V94H111L112 92H107V99L108 98H112V102H113V104H114V107H115V109H119V113L116 111L115 113H113V112H111V111H113V110H110V112L107 110V108H106V110L109 112V115H111V121H112V116H113V114H114V118H116V119H118L119 117V115H121L120 117H121V120H120V122L121 121H123V117H125V119H126V116L127 115H129V114H127L128 112H126V110H127V108H128V111L131 113V111L133 112L134 111V113H135V111L137 110H139V111H142V109L144 110H150L149 111V113L148 112H146V115H147V113H148V116H146L147 118L150 116V118H152V117H157L156 119H158V116H159V118H160V116H161V118L160 119H158V120H155V118L151 121L150 119V122L149 121H147L146 119H143V114H142V116L143 117H138V116H136V115H134V116H136L137 117V119L139 120V121H137L138 123L140 122L142 125L143 124H147V122L149 123V126L151 125V127H150V129L152 130V132L155 134V132H156V130L157 131H159L160 129L158 128V127H160L162 130H163V133H162V131H159V132H157L156 134H158L159 133V137L161 138L160 139V141L162 142V141H164V142H167V143H169L168 144V149L170 150V149H174L175 151H173V153L175 154V152H178L179 153V156H180V158L179 159H186V160H191V159H195V164L196 165H194V164H192L191 166H189L190 168H192V169H190V171L191 170H194L193 168H204V171L202 172V174H197V175H195L196 177L197 176H199V178L198 179H196L193 183H192V177H193V172H190V171H188V169L187 170H182L181 169V171L180 172H176V173H174V172H172V174H171V169H173V168H171L170 169V177L168 178L170 181V184L171 185H169V184H167L168 183V179H167V182L166 181H164L165 182V184L162 186V184L161 185H158L159 187H160V189H162L163 191L162 192H164L165 191V189L167 188V189H169V190H166V192H167V195H169L168 196V198H171V199H169V202L168 203H170L171 202V209H173V210H177V208L178 209H180L181 208V210L182 211H184V213L183 214H185L186 213V215L185 216H188V214L189 215H191L193 218H191V219H196V217H199V219H202V218H205V217H209V216H207L206 214H207V212L205 211V208L206 207H210L211 209H212V218L214 219V225H213V229L214 230H219L220 231V229H222V230H224V232L226 231V232H228L229 233V235H231V236H239V235H243V237H244V239L246 238L247 240H250V242H252V247H254V250H251L252 252V254H250V253H248V251L246 252L247 253V257L249 256V258H247V259H245V262L247 263V264H250V261H251V264L253 263V264H256V263H258V261L260 262L259 264H264V73H262V74H260L257 78H249L248 77V71H249V69L247 70V68H250L249 66L250 65H248V63H249V61L250 60H248V63H247V59H249V58H247V57H250L251 56V58L252 59H254V58H256L257 59V63H255V61H253V60H251V61H253L252 63H251V61H250V64H251V66H252V68L254 67V68H256L257 67V69H253V70H259V72H261V71H264V70H262V68L264 69V38H261V39H259L260 41H257V42H259L260 44H258L257 42H256V40L255 39H253V41H255L258 45H261V47H260V49H258L257 47H259V46H257V44L255 45H253L252 43H254L253 41H252V39L250 38V41H249V39L248 40H245V37H243L244 38V40H245V44L247 45V46H242L241 48H243V49H245V50H250V48H251V50L248 52V51H243V50H241V48L239 49V47H236V45H238V43L236 42V43H234L235 41L234 40H236V39H234L233 40V36H231V35H236V34H240V33H235V34H231V35H229V36H231V38L228 36V34H229V32L231 31L230 29H231V27H230V29L229 30H227V28H229V27H225L224 29H221V28H223V23L222 22H220V26H219V28L217 27V26H214L215 27V29H214V27H212V28H210V27H207L208 25H206V23L204 22L203 23V19L201 20L202 21V24H205L206 26H204V28H202V27H199L198 28V25H197V23L195 24V25H197L196 27V29H198L197 31L195 30V29H193L192 28V24L191 25H189V22L187 21V20H184L183 19V21H182V18H183V15H187V14H185L186 12L185 11H191V9H189V10H185V8L186 7H188V5H190V4H193L192 2H191V0H130V1H128V0H125L126 2L124 3V0H117ZM123 1V2H122ZM131 1H133V2H131ZM201 1V0H200ZM206 1H208V0H206ZM215 1H221V2H231L232 3V5H236V4H239L240 3V5H241V9H242V11H244V12H247L248 14H247V17L249 16L250 17V19H252L253 20V25H252V28L251 29H253V31H255V33H256V35H257V32H258V34H259V37H261V33L264 35V0H215ZM32 2H33V0H32ZM33 2V3H34ZM45 2V3H46ZM71 2V1H70ZM80 2H82L84 5H85V3H86V5H88V6H86V9H87V7H89L88 9L90 10L91 9V11H86V9L85 8H83V5H81L82 3H80ZM194 2V1H193ZM196 2V1H195ZM198 2V1H197ZM209 2H211V0L209 1ZM209 2H205V3H209ZM214 2V1H213ZM220 2V3H221ZM246 2H248L249 4H251L252 3V8L250 7V6H246V7H244V4H246ZM101 3L104 5H101ZM111 3V2H110ZM116 3V2H115ZM132 3L133 4H135L136 6L135 7H130L131 5H132ZM202 3V2H201ZM204 3V2H203ZM217 3V2H216ZM11 4H12V2H11ZM22 4V5H21ZM38 4V2L36 3V4H34V5H37ZM49 4H51V3H49ZM49 4L47 3V6L48 7H45V9H48L49 8ZM53 4V6H54V3H52ZM60 4V3H59ZM59 4H58V6H59ZM108 4V3H107ZM112 4V3H111ZM114 4V3H113ZM112 4V5H113ZM117 4V3H116ZM211 4H212V2H211ZM66 5V6H67ZM118 5V4H117ZM195 5H197V4H195ZM195 5H194V8H195ZM201 6L202 4H198V6ZM206 5H208V4H206ZM235 5H234V7H235ZM247 5V4H246ZM20 6H19V8H20ZM51 6V5H50ZM52 6V7H53ZM63 6H64V4H63ZM100 6H101V9L102 10H100L99 8H100ZM107 6H110V4L109 5H107ZM120 6V7H121ZM191 6V5H190ZM203 6V5H202ZM201 6V7H202ZM213 6H214V4H213ZM215 6H217L216 4H215ZM220 6V5H219ZM218 6V7H219ZM15 7H17V6H15ZM14 7V9H16ZM40 7V6H39ZM38 6L37 7H35L36 9L37 8H39ZM55 7V6H54ZM114 7V6H113ZM119 7V8H120ZM192 7V9H194L193 8V6H191ZM190 7V8H191ZM201 7H200V10L198 11V13L201 11ZM204 7V6H203ZM202 7V8H203ZM208 7H209V5H208ZM231 7V6H230ZM229 7V8H230ZM233 7V8H234ZM237 7V6H236ZM248 7H250L251 9H248ZM98 8V10H100V11H96V9ZM109 8V7H108ZM116 8V7H115ZM125 8L123 9V10H125ZM130 8V9H129ZM197 8V7H196ZM195 8V10L197 11L198 9H196ZM199 8V7H198ZM204 8H206V7H204ZM213 8H214V10H215V7H212L211 8V10H213ZM238 8H239V6H238ZM13 8H12V10H14ZM35 9V10H36ZM40 9V8H39ZM51 9V8H50ZM49 9V10H50ZM65 9H67L66 7H65ZM69 9H68V11H69ZM72 9V10H73ZM109 9H111V11H112V6L109 8ZM117 9L118 8H116V11H117ZM129 9V10H128ZM132 9V10H131ZM217 9V8H216ZM220 9V8H219ZM235 9V8H234ZM16 10H18V9H16ZM35 10H33V11H35ZM53 10H54V8H53ZM71 10V9H70ZM93 10V11H92ZM120 10V9H119ZM185 10V11H184ZM194 10V11H195ZM205 10V9H204ZM203 10V11H204ZM209 10V9H208ZM223 10V9H222ZM225 10V9H224ZM228 10V9H227ZM238 10V9H237ZM246 10V11H245ZM27 11H25V14H26V12ZM33 11H31L32 13H33ZM52 11V10H51ZM55 11L58 13V12H61L62 11V13L61 14H65V12L66 13H69V12H67V10L64 12V10H63V8L61 7V6H59L58 7V11L56 10V8H55ZM55 11H53L54 12V14L56 13ZM110 10H109V12H111ZM126 11V12H127ZM185 13H184V12ZM193 11V10H192ZM202 11V13H204ZM206 11V10H205ZM216 11V10H215ZM221 11V10H220ZM52 12V13H53ZM73 12V11H72ZM81 12L82 13H84V15L82 16L81 15ZM97 14H96V13ZM112 12H114V11H112ZM187 12V13H188ZM214 12V11H213ZM230 12H231V10H230ZM233 12V11H232ZM238 12H240L239 10H238ZM32 13H30V14H32ZM51 13V14H52ZM74 14H76L75 12H73ZM73 13H71V14H73ZM119 13H121V12H119ZM195 13V12H194ZM197 12H196V15L198 14ZM214 13H216V14H219V12L217 13V12H214ZM214 13H213V15H214ZM223 13H225V11H223ZM226 13H228L227 11H226ZM250 13V14H249ZM50 14V15H51ZM60 14V13H59ZM60 14V15H61ZM74 14H73V16H74ZM113 14H117L116 12H114ZM122 14V13H121ZM120 14V15H121ZM124 14H126L125 12H124ZM124 14H123V18L124 19H126L127 21L126 22H128L129 21V24H130V20H129V17H128V19L127 18H125L124 17ZM129 14V13H128ZM151 14V15H152ZM183 14V15H182ZM191 14V13H190ZM200 14V13H199ZM211 14V13H210ZM215 14V16L217 17V15ZM241 14V13H240ZM56 15V14H55ZM58 15V14H57ZM56 15V16H57ZM67 15H69V14H67ZM107 15H109V14H107ZM119 15V16H120ZM147 15V14H146ZM153 15V17H155ZM196 15H195V17H196ZM201 15V14H200ZM208 15V17H209V13L207 14ZM206 15V16H207ZM212 15V14H211ZM212 15V16H213ZM220 15H221V13H220ZM226 15V14H225ZM225 15H223V19H224V22H226L228 19H229V16L228 17H226ZM227 15H231V13L230 14H227ZM236 15V14H235ZM237 15H239V13H237ZM246 15V14H245ZM65 16H66V14H65ZM103 16H104V14H103ZM111 16V15H110ZM114 16V15H113ZM125 16H127V15H125ZM150 16V15H149ZM190 16V15H189ZM204 16H205V14H204ZM212 16H210V17H212ZM232 16V15H231ZM234 16V15H233ZM66 17H68V16H66ZM65 17V18H66ZM69 17H72V16H69ZM68 17V18H69ZM75 17V18H76ZM87 17V16H86ZM89 17V16H88ZM117 17V16H116ZM150 17H152V16H150ZM186 17H188V16H186ZM190 17H193L194 18V16L192 15V16H190ZM203 17V16H202ZM208 17H207V20H206V22L207 23H209V24H211V25H214V23H217V21H218V19L216 18V22H214L213 23V20H215V18L213 19V20H211V19H208ZM219 17V16H218ZM222 17V16H221ZM242 17V16H241ZM244 17V16H243ZM59 18H61V17H59ZM74 18V19H75ZM93 18V17H92ZM92 18H88V19H92ZM96 18V17H95ZM105 18H108V17H105ZM112 18V17H111ZM133 18V17H132ZM131 18V19H132ZM134 18H133V20H134ZM148 18V17H147ZM220 18V17H219ZM230 18H232V17H230ZM238 18H240V17H238V16H236V19H237V21L238 22H241L240 21V19H238ZM73 19V20H74ZM83 19H85V18H83ZM87 19V18H86ZM97 19V18H96ZM116 19H118V18H116ZM120 19H121V21H122V18H121V16H120ZM124 19H123V21H124ZM151 19V18H150ZM157 19V18H156ZM187 19H189V18H187ZM196 19H198V17L196 18ZM195 19V20H196ZM200 19V18H199ZM205 19V18H204ZM221 19V18H220ZM233 19V18H232ZM236 19H235V21H236ZM64 20H66V19H64ZM72 20V21H73ZM77 19H75V21H76ZM82 20V19H81ZM95 20V19H94ZM99 22H105L106 24H107V22L109 23V18L108 19H102V16L101 17H99ZM112 20H113V18H112ZM114 20H115V18H114ZM113 20V21H114ZM153 20V19H152ZM158 20V19H157ZM190 20V19H189ZM241 20H243V19H241ZM244 20H245V17H244ZM252 20H251V22H252ZM79 21H80V19H79ZM112 21V22H113ZM116 21V20H115ZM114 21V22H115ZM146 21V20H145ZM154 21V20H153ZM200 21V20H199ZM221 21V20H220ZM245 21H247V20H245ZM30 22V21H29ZM68 22V21H67ZM81 22V23H80ZM80 22H77V24L78 23H80V24H82L81 26L83 27V29H86V28H84L85 26L83 25V23L85 22L84 20H83V23H82V21H80ZM112 22H110V23H112ZM116 22H118V21H116ZM120 22V21H119ZM125 22V23H126ZM146 22H148V20L146 21ZM191 22H193V20L191 21ZM197 22H198V20H197ZM219 22V21H218ZM228 22V21H227ZM229 22H230V20H229ZM249 22V21H248ZM72 23V22H71ZM89 23H91V24H93V22L91 21H89ZM88 23V24H89ZM96 23V22H95ZM121 23V22H120ZM124 23V22H123ZM136 23H137V21H136ZM136 23H134V24H136ZM195 23V22H194ZM201 23V22H200ZM65 24V23H64ZM63 24V25H64ZM74 24V23H73ZM79 24V25H80ZM88 24H85L86 26H88ZM101 24V23H100ZM103 24V23H102ZM104 25L103 27L105 28L106 27V29H105V31L107 30L108 31V29L110 30V31H112L111 33H113L114 31L112 30V29H116V25H114V26H112L111 24H107V25ZM117 24V23H116ZM132 24V23H131ZM144 24H145V22H144ZM149 24H150V20H149ZM152 24H153V22H152ZM151 24V25H152ZM162 24V25H163ZM225 24H227V23H225ZM229 24V23H228ZM234 24H235V22H234ZM234 24L232 23V25L234 26ZM239 24H241V23H239ZM248 24V23H247ZM65 25H67V24H65ZM64 25V26H65ZM98 25V24H97ZM110 25V26H109ZM124 25V24H123ZM122 25V26H123ZM127 25V24H126ZM137 25V24H136ZM141 25H143V24H141ZM154 25V24H153ZM159 26H161L160 24H158ZM243 25V24H242ZM67 26H71V25H67ZM72 26H74V25H72ZM72 26H71V28L69 27L68 29H72ZM95 26V24L93 25V26H91L92 27V29H93V27ZM101 26V25H100ZM99 26V27H100ZM125 26V25H124ZM130 26V25H129ZM128 26V27H129ZM132 27H133V25H131ZM138 26V25H137ZM136 26V27H137ZM146 26V25H145ZM148 26H150V25H148ZM157 26V25H156ZM163 26V27H164ZM186 26V27H185ZM203 26V25H202ZM231 26V25H230ZM232 26V27H233ZM236 26V25H235ZM246 26V25H245ZM23 27V28H22ZM22 27H20L18 30L20 31V30H22L21 32L23 33L24 32V30H29L28 31V33L32 30V29H34V27H35V23L32 21L31 23H29V24H26V25H24V26H22ZM27 28V29H24V28ZM32 27V28H31ZM79 27V26H78ZM103 27H100V28H102L103 29ZM140 27V26H139ZM138 27V28H139ZM155 27V26H154ZM164 27V28H165ZM188 27V28H187ZM193 27H195V26H193ZM244 27V25L242 26V28ZM74 28V27H73ZM88 28V27H87ZM120 28H121V25H120ZM126 29V26L125 27H123V28H121V29ZM142 27H140V29H141ZM149 28V27H148ZM156 28V27H155ZM160 28V27H159ZM186 28V29H185ZM205 28H206V30H205ZM208 28H209V30H208ZM237 28H238V26H237ZM248 28V27H247ZM247 28L245 29V30H247ZM59 29V28H58ZM61 29L63 30V28L61 27ZM68 29H67V31H68ZM75 29V28H74ZM76 29H78L77 27H76ZM75 29V30H76ZM94 29H96V27H94ZM94 29H93V31H94ZM134 29V28H133ZM139 29V30H140ZM145 29V28H144ZM150 29V28H149ZM202 29V30H201ZM232 29H234V28H232ZM240 29H241V27H240ZM251 29H249L248 31H249V34H250V36H251V34L252 33H250L252 30ZM74 30V31H75ZM80 30V29H79ZM81 30H82V28H81ZM87 30V29H86ZM89 30H91L90 29V26H89ZM100 31L101 32V30L100 29H98V26H97V30H96V32H95V34H98L97 33V31ZM127 30V29H126ZM131 30V29H130ZM135 30H136V28H135ZM148 30V29H147ZM161 30V29H160ZM210 30H215L214 32L212 31V32H210ZM218 30V31H217ZM220 30V31H219ZM226 30L228 31V34H227V32H226ZM244 29H242V31H243ZM263 30V31H262ZM27 31H25L26 33H23L24 35H26V34H28L27 33ZM64 31V30H63ZM77 31V33L79 32L78 30H76ZM118 31V30H117ZM123 30H121V32H122ZM125 31V30H124ZM141 31H143V30H141ZM149 31V30H148ZM151 31V30H150ZM232 31H234V30H232ZM231 31V32H232ZM257 31V32H256ZM62 32V31H61ZM70 32V31H69ZM73 32V31H72ZM81 32L82 31H80V35H82L83 33H85V32H82V34H81ZM103 32V31H102ZM120 32V31H119ZM131 32V31H130ZM129 32V33H130ZM132 32H133V30H132ZM131 32V33H132ZM140 32V31H139ZM144 32V31H143ZM143 32H141V33H143ZM157 32H158V30H157ZM162 32V31H161ZM163 32H166V31H163ZM185 32V31H184ZM218 32V33H217ZM221 34H220V33ZM62 33H64V32H62ZM76 33V34H77ZM87 33H89L88 31H87ZM86 33V34H87ZM108 33H109V31H108ZM111 33H109V34H111ZM116 33V32H115ZM125 33H127V32H125ZM140 33V36L142 35ZM145 33H147V35H150L149 34V32H146V30H145ZM152 33H154V32H152ZM215 33V34H214ZM217 33V34H216ZM226 33V34H225ZM246 33V32H245ZM65 34H67L66 33V31H65ZM72 34V33H71ZM75 33H73V35H74ZM94 35V33L91 31L90 32V35ZM102 34V33H101ZM107 34V33H106ZM106 34L104 33V34H102V36H106ZM108 34V35H109ZM133 34V33H132ZM138 34V33H137ZM137 34H135L134 33V35L136 36ZM157 34V33H156ZM156 34H154L153 36H156ZM165 34V33H164ZM183 34V33H182ZM185 34V35H186ZM247 34V33H246ZM254 34V33H253ZM78 35H79V33H78ZM112 35V34H111ZM115 35H117V34H115ZM121 38H124L123 37V35H124V32H123V34L121 33ZM144 35V34H143ZM159 36H157V37H160V34H158ZM166 35V34H165ZM248 35V34H247ZM255 35V36H256ZM70 36L71 35H68L67 36V39H70V40H73V38H70ZM75 36V35H74ZM83 36H85V35H83ZM95 36V35H94ZM94 36H93V38L92 39H94ZM97 36V38L96 39H94L93 41L96 43V44H94L95 46H97L96 47V50H97V48H98V51H100L101 49L100 48H102V49H104V50H102V52H103V56H101V57H105L106 58V56H104L105 54H107L106 53V47L108 48V49H111L112 50V52H113V54H114V57H116V58H119V56H120V52L122 53V54H124L125 53V51H122V49L120 50V52L118 51L119 49L118 48H120V47H118L119 46V44H118V48L115 46V48L114 49H112L113 47L111 46V44L109 43V45H106L105 46V44H104V46H101V43H102V39H103V37H101V35L99 36V34L98 35H96ZM119 36V35H118ZM129 34H128V38H129ZM254 36V35H253ZM254 36V38H257L258 37V35H257V37H255ZM76 37V36H75ZM80 37V36H79ZM79 37H77V38H79ZM91 37V36H90ZM133 37V36H132ZM139 37V36H138ZM143 37V36H142ZM141 37V38H142ZM149 37V36H148ZM147 37V38H148ZM151 37H152V35H151ZM156 37V38H157ZM182 37H184V36H182ZM186 37V36H185ZM184 37V38H185ZM188 37V36H187ZM190 37H193V35L192 36H190ZM228 37L230 38V39H228ZM247 37V36H246ZM262 37H264V36H262ZM88 38H89V35H88ZM88 38H86V39H88ZM106 39L108 38V36L107 37H105ZM115 38V37H114ZM113 38V39H114ZM120 38V39H121ZM140 38V37H139ZM144 38V37H143ZM155 38V40L157 41V39ZM179 38H181V37H179ZM178 38V39H179ZM184 38H182V39H184ZM189 38V37H188ZM194 38H192V39H194ZM234 38H235V36H234ZM240 38H241V36H240ZM239 38V39H240ZM248 38V37H247ZM75 39V38H74ZM81 39V38H80ZM82 39H84V38H82ZM81 39V40H82ZM85 39V40H86ZM110 39V38H109ZM119 39V38H118ZM119 39V40H120ZM125 39L128 41V42H131L132 40L131 39H129V40H131V41H129L126 37H125ZM153 39V38H152ZM161 39V38H160ZM242 39V38H241ZM240 39V40H241ZM78 40V39H77ZM81 40H78L79 42L81 41ZM88 40H90L91 41V38H89ZM112 40V39H111ZM124 40V39H123ZM141 40V39H140ZM139 40V41H140ZM180 40V39H179ZM188 40H190V39H188ZM239 40V41H240ZM263 40V41H262ZM84 40H82V42H83ZM87 41V40H86ZM86 41H84L83 43H85ZM90 41H88L89 43H88V45L89 44H91L90 43ZM97 41V42H96ZM110 41V40H109ZM114 41V40H113ZM112 41V42H113ZM120 41H122V40H120ZM145 41H148V40H146L145 39ZM144 41V43H146ZM180 41H183V40H180ZM186 41V40H185ZM252 41V42H251ZM15 41H13L12 42V44H11V46L13 45V46H17L16 44L14 45L13 43H14ZM72 42V41H71ZM104 42H107V40L106 41H104ZM118 42V41H117ZM126 42V41H125ZM135 42H136V39H135ZM135 42H133L134 44H135ZM142 42V41H141ZM159 42H161V43H159ZM190 42V43H189ZM74 43H75V41H74ZM82 43V44H83ZM114 44L116 43V40H115V42H113ZM119 43V42H118ZM121 43H123V42H121ZM137 43V42H136ZM183 43V42H182ZM77 44L80 46V44L77 42ZM86 44V46H87V43H85ZM103 44V43H102ZM129 44V43H128ZM131 44H132V42H131ZM140 44V43H139ZM177 44V46H175ZM244 44V43H243ZM242 43H241V45H243ZM251 44V45H250ZM75 45H76V43H75ZM124 45H126V44H124ZM123 45V46H124ZM133 45V44H132ZM131 45V46H132ZM136 45V44H135ZM140 45H143V43L142 44H140ZM241 45H239V46H241ZM12 46V47H13ZM78 46V47H79ZM99 46H100V48H99ZM111 46V47H110ZM114 46V45H113ZM120 46H122V44H120ZM127 46V45H126ZM144 46H146V45H143L142 47L144 48ZM18 47V46H17ZM76 48H77V46H75ZM87 47H89V46H87ZM135 47H137V46H135ZM135 47H129V48H133V51H134V48ZM154 47H155V49L156 48H158V50H159V53H158V51L157 50H153L154 49ZM176 49H175V48ZM247 47V48H246ZM15 48V47H14ZM13 48V50H15ZM90 48V47H89ZM125 48V47H124ZM12 49V48H11ZM17 49H19V48H17ZM80 49H81V51L82 52H80V53H78L75 57H76V61H75V63L73 64V66H70L68 69L70 70V71H66V72H68L64 77H63V82H62V84H61V86H59L58 88H56L55 90H53V91H50V90H48L47 88H42V87H40V86H37V85H35V84H33L32 82L30 83V82H28V83H26V81H23V80H20L19 79V77H18V79H16L15 78V84H14V86L15 87H17V88H20L21 90H24L23 91V93H24V96H23V98L24 99H26V98H28V100L27 101H29L30 99L29 98H32V97H28V96H35V97H37L38 99H40V100H48V98H50V97H56V96H58L57 98H56V103L57 102H60V100H59V96H61V91H62V88H64V86L66 87H71L72 88V91L74 90L77 94H78V92L79 91H81L80 90V88H81V86L83 85V83H86L89 79V77H90V75H91V72H93V75H91V76H94L95 78H98V77H100V74H98V73H95L96 75H94V72L95 71H98L96 68H98L96 65H102L101 67L103 68V66L105 67V65L106 64H108V62H107V60H106V62H105V60L103 59V58H98L99 59V61H95L96 60V55H95V57H94V61H92L93 60V58H92V60H90L88 57L91 55V57H92V54H91V51L88 49V48H86V47H80ZM79 49V50H80ZM89 51H88V50ZM91 49H93V48H91ZM95 49V48H94ZM100 49V50H99ZM127 49V48H126ZM136 49V48H135ZM138 49H140V50H138V51H141V48H139L138 47ZM145 49V48H144ZM163 49V51H165ZM178 50V51H176V52H174L175 54H174V56H173V53H172V55H171V57L174 59V57H175V55H176V58L177 59H175V60H173V62H172V58H170V60H168V64H166L167 63V60L165 61L166 63H163V64H159L158 66L159 67H155L154 69H151L152 70V72H154V71H156V68H157V71L158 72H162V73H164L162 70H165L166 68V72H171L170 70L172 69L171 67H172V65H173V63L174 62H177V63H174L175 64V66H176V64L178 65L179 64V67H180V64H181V66L182 67H184L182 64L185 62L184 61V57L183 56H185V57H187V53H186V51H182L181 52V50ZM183 49V50H184ZM75 51H78V49H76ZM129 51V49L127 50V52ZM132 51V52H133ZM136 51V50H135ZM144 51V50H143ZM154 51V52H153ZM169 51V50H168ZM168 51H166V52H168ZM97 52V51H96ZM119 52V53H118ZM157 52V53H156ZM177 52H179V53H177ZM190 52H188V54L190 53ZM77 53V52H76ZM94 53V52H93ZM98 53V52H97ZM101 53V52H100ZM130 53H131V51H130ZM136 53V52H135ZM138 53V52H137ZM177 53V54H176ZM181 53H182V55H181ZM186 53V54H185ZM243 53H246L247 54V57H245L244 55H246V54H243ZM251 53V54H250ZM99 54V53H98ZM97 54V56H100V55H98ZM112 54V53H111ZM111 54H109V56L111 55ZM121 54V55H122ZM128 54V53H127ZM139 54V53H138ZM167 54V53H166ZM75 55V54H74ZM116 55V56H115ZM134 55V54H133ZM142 55V54H141ZM151 55V54H150ZM180 55V56H179ZM249 55V56H248ZM81 56H83L82 58H85V60H87V61H80L79 59V57H81ZM85 56V57H84ZM112 56V55H111ZM124 56H126V55H124ZM123 55L121 56L122 58L124 57ZM129 56V55H128ZM127 56V57H128ZM135 56H136V54H135ZM140 56V55H139ZM138 56V57H139ZM158 56V57H157ZM169 56V55H168ZM177 56H179V57H181L180 59L177 57ZM90 57V58H91ZM137 57V58H138ZM142 57V56H141ZM144 57V56H143ZM167 57V56H166ZM170 57V56H169ZM242 57L243 58H247V59H243V61L244 62H242ZM257 57H259V58H257ZM126 58V57H125ZM130 58H131V56H130ZM137 58H136V60H137ZM151 58V57H150ZM150 58H149V60H148V56H147V58L146 57H144V58H141V59H143V60H145V59H147L148 61H150ZM157 58V59H156ZM184 58V59H183ZM107 59H108V56H107ZM110 59V58H109ZM114 59V58H113ZM124 59V58H123ZM133 59V58H132ZM140 59V58H139ZM140 59V60H141ZM169 59V58H168ZM181 59H183L181 62H183V63H181V62H179ZM261 59V60H260ZM116 61H118V60H120V58L119 59H115ZM114 60V61H115ZM126 60H128V59H126ZM129 60H131V59H129ZM156 60V61H155ZM160 60H163L164 61V59H163V57H162V59H160ZM192 60V62L195 60L196 62L193 64L192 62H190ZM260 60V61H259ZM111 61V60H110ZM113 61V62H114ZM121 62H122V60H120ZM133 61H135L134 59H133ZM139 61V60H138ZM157 61V62H158ZM119 62V61H118ZM126 62V61H125ZM132 62V61H131ZM143 62V61H142ZM160 62V61H159ZM158 62V63H159ZM110 63V62H109ZM127 63V62H126ZM137 64V62H134V64ZM152 63V62H151ZM151 63H148V64H151ZM170 63L172 64V65H170ZM243 63H247L246 64V66H245V64H243ZM263 63V64H262ZM112 65L114 64V63H111ZM110 64V65H111ZM116 64H118L117 62H116ZM130 64V63H129ZM133 63L131 64V66L132 65H134ZM138 64H141V63H138ZM148 64H146V65H148ZM153 64H156V63H153ZM165 64H166V67H163V66H165ZM262 64V66L260 67V65ZM111 65V66H112ZM118 65H122V64H118ZM118 65H115V67H114V70H113V75H112V77H111V79H112V86L114 85V86H116L117 87V85H118V87L120 86V85H125V84H122V83H124L123 81L125 80V79H123V76L125 77V74H122L123 72H125V71H122L123 69H122V67H121V70H120V66L118 67ZM123 65H124V63H123ZM126 65V64H125ZM124 65V66H125ZM144 65H145V61H144ZM168 65H169V67H168ZM254 65V66H253ZM96 66V67H95ZM114 66V65H113ZM128 66V65H127ZM153 66V65H152ZM152 66H150V67H152ZM174 66V65H173ZM126 67V66H125ZM125 67H123L125 70H126V68ZM130 67V66H129ZM135 67H137V65H135ZM139 67V69H140V67H142V66H138ZM144 67V66H143ZM147 67V66H146ZM161 67H163L162 68V70H160L161 69ZM178 67V68H179ZM101 68V69H102ZM107 68V67H106ZM148 68V67H147ZM158 68H159V70H158ZM181 68V67H180ZM100 69V70H101ZM109 69H111L110 67H109ZM130 69V68H129ZM133 69V68H132ZM132 69H130V70H132ZM135 69V68H134ZM133 69V70H134ZM144 69H146V68H144ZM169 69V70H168ZM174 69V68H173ZM260 69H261V71H260ZM130 70L128 71L129 73H130ZM136 70V69H135ZM142 70V69H141ZM179 70V69H178ZM181 70V69H180ZM183 70H185L184 68H183ZM186 70H188V68L186 69ZM185 70V71H186ZM251 70V72L253 71L252 69H250ZM105 71V70H104ZM107 71V70H106ZM111 72V70H108L107 72ZM149 71V70H148ZM175 71H177V70H175ZM174 71V72H175ZM184 71V72H185ZM69 72H76V74L75 75H70V73ZM103 72V71H102ZM109 72V73H110ZM133 72V71H132ZM137 72H141V71H139V70H137ZM144 72H145V70H144ZM150 72V71H149ZM157 72V73H158ZM178 72H180V71H178ZM188 72V71H187ZM190 72V71H189ZM222 72H228V73H231V75L235 78V80L237 81V83H236V85H235V87H232V86H225V85H223L222 84V82L220 81V79H221V73ZM258 72V71H257ZM104 73V72H103ZM112 73V72H111ZM154 74V73H153ZM152 74V75H153ZM111 75V74H110ZM154 75H158V74H154ZM153 75V76H154ZM230 75V74H229ZM15 76H17V75H15ZM102 76L103 75H101V77L100 78H102ZM127 76V75H126ZM109 77V76H108ZM161 77V79H162V76H160ZM159 77V78H160ZM188 77V76H187ZM168 78V77H167ZM88 79V80H87ZM109 79V78H108ZM151 79V78H150ZM184 79H186V77L184 78ZM183 79V81H181V82H183V83H185V85L188 83V78H187V80L185 81ZM197 79V78H196ZM91 80V79H90ZM97 80V79H96ZM102 80V79H101ZM100 80V81H101ZM103 80H104V78H103ZM106 80H107V78H106ZM151 80H153V78L151 79ZM165 80H166V78H165ZM192 80H189V83L191 82L192 83ZM110 81V80H109ZM108 81V82H109ZM128 81V80H127ZM131 81V80H130ZM201 81V80H200ZM65 82V83H64ZM94 82H97V81H94ZM93 82V83H94ZM98 82H99V78H98ZM132 82V81H131ZM133 82H134V80H133ZM152 82V81H151ZM154 82V81H153ZM170 82H172L171 80H169V82L168 83H170ZM101 83H102V81H101ZM100 83V84H101ZM106 83H107V81H106ZM110 83V82H109ZM109 83H107V85H109ZM126 83V82H125ZM150 82L148 81V84H149ZM156 83V82H155ZM156 83V84H157ZM165 83H167V81H165ZM189 83L187 84V86L189 87ZM205 83V84H204ZM134 84H136V82L134 83ZM154 84V83H153ZM193 84H195V83H192V85ZM103 85H105V84H103ZM191 85V84H190ZM106 86V85H105ZM155 86V85H154ZM157 86V85H156ZM194 87H195V85H193ZM199 86V87H200ZM74 87V88H73ZM96 87H98V85L96 86ZM115 87V88H116ZM131 87V88H130ZM158 87V86H157ZM156 87V88H157ZM160 87V86H159ZM100 88V87H99ZM192 88V87H191ZM196 88H198V87H196ZM69 89V88H68ZM170 89V88H169ZM193 89V88H192ZM71 90V89H70ZM101 90V89H100ZM135 90V91H134ZM193 90H195V89H193ZM197 90V89H196ZM201 90H199V91H201ZM119 91V90H118ZM140 91V90H139ZM174 91V90H173ZM178 91V90H177ZM189 91V92H188ZM204 91V90H203ZM202 91V92H203ZM74 92V93H75ZM116 93H117V91H115ZM121 92V91H120ZM138 92V91H137ZM136 92V94H139L140 92H138L137 93ZM143 92V91H142ZM154 92V91H153ZM181 92V93H180ZM198 92V91H197ZM114 93V92H113ZM147 93V92H146ZM145 93V94H146ZM77 94H75L76 96H78ZM81 94H83L82 93V91H81ZM144 95V94H143ZM149 95H153L152 93L151 94H149ZM155 95V96H156ZM79 97H80V95H79ZM119 97V98H120ZM150 97V96H149ZM148 97V98H149ZM141 98H142V96H141ZM146 98H147V96H146ZM147 98V99H148ZM153 98V99H154ZM123 99V100H122ZM142 99H144V97L142 98ZM81 100H82V98H81ZM86 100H88V99H86ZM109 100V99H108ZM120 100V99H119ZM127 100V101H126ZM141 100V99H140ZM145 100V99H144ZM77 101V100H76ZM84 101V100H83ZM128 101H129V103L130 104H134V105H130L129 107H127V103H128ZM88 102V101H87ZM86 101H84L83 103H87ZM106 103H108L107 101H105ZM117 103L119 102L118 100L116 101ZM126 102V103H125ZM109 103H111V101L109 100ZM108 103V104H109ZM141 103H144V102H141ZM145 103H147V100L145 101ZM144 103V104H145ZM214 103H217L216 105H214ZM108 104H106V106L108 105ZM118 104V105H119ZM127 104V105H126ZM138 105H139V103H137ZM144 104H141V105H144ZM212 104H213V106H212ZM84 105H86V104H84ZM102 105H104V103H102ZM149 105V104H148ZM100 106V105H99ZM62 107H64V108H66L65 106H60L59 108L60 109H63ZM85 107H87V106H84L83 107V110H81V111H85ZM95 108H96V106H94ZM103 107V106H102ZM101 107V108H102ZM104 107H105V105H104ZM108 107V106H107ZM110 107H111V105H110ZM142 107H146V108H142ZM148 107H151V105L150 106H148ZM213 107H215L214 109H213ZM85 108V109H84ZM88 108V107H87ZM98 108V107H97ZM96 108V110H98ZM140 108V109H139ZM82 109V108H81ZM94 109V108H93ZM126 109V110H125ZM58 110V109H57ZM64 110H66V109H64ZM88 112H89V110L88 109H86ZM93 111V110H92ZM100 111V110H99ZM97 112L96 111V113H97V115H98V113H101V115L102 116H104V115H108V114H104L103 115V113H105V111L104 112ZM59 112H61V111H59ZM58 112V113H59ZM63 112H65V111H62L61 113H63ZM57 113V114H58ZM78 113V112H77ZM77 113H76V115H77ZM86 113V112H85ZM84 113V114H85ZM95 113V112H94ZM93 113V116L94 115H96V114H94ZM111 113H113V114H111ZM122 113H123V116H122ZM133 113V114H134ZM138 113V112H137ZM79 114V113H78ZM82 114V113H81ZM91 114V113H90ZM89 114V115H90ZM139 114V113H138ZM141 114V113H140ZM150 114V115H149ZM61 114H59L58 115V117L60 116ZM96 115V116H97ZM109 115L107 116V117H109ZM63 116V115H62ZM66 116L67 115H65L64 114V118L66 119ZM130 116H131V114H130ZM140 116V115H139ZM87 117V116H86ZM100 117V116H99ZM99 117H97V119L99 118ZM95 118V117H94ZM123 118V119H122ZM129 118V117H128ZM127 118V119H128ZM133 118V117H132ZM131 118V119H132ZM89 119H91V118H89ZM89 119H88V117H87V120L89 121ZM97 119H94V120H96V125H97V122H99ZM102 119H104V118H102ZM107 119V118H106ZM130 119V120H131ZM64 120V119H63ZM110 120V119H109ZM133 121H135L134 119H132ZM131 120V121H132ZM161 120V121H160ZM100 121H101V118H100ZM107 121H108V119H107ZM119 121V120H118ZM126 120H124V122H122V123H128L129 124V120L128 121H126ZM147 121V122H146ZM160 121V122H159ZM93 122V121H92ZM91 122V123H92ZM95 122V121H94ZM110 122V121H109ZM108 122V123H109ZM117 122V121H116ZM159 122V123H158ZM101 123V122H100ZM100 123H98V124H100ZM113 123V122H112ZM136 123V122H135ZM64 124V123H63ZM62 124V125H63ZM75 124V123H74ZM95 124V123H94ZM107 124V123H106ZM118 124V123H117ZM152 124H153V126L155 127H157L156 129H154V127L152 126ZM81 125V124H80ZM79 125V126H80ZM102 125H104V123H102ZM141 125V126H142ZM60 126V125H59ZM83 126H84V124H83ZM98 126V125H97ZM111 126H113V125H111ZM118 126V125H117ZM125 126V124H123V127ZM128 126V125H127ZM131 126H133V125H131ZM135 126V125H134ZM140 126V124L138 125V127L136 126V128L134 127L133 129L135 130V132H138V135H140L141 134V136L142 137H144V133H145V131H144V129H143V127H141ZM148 126V127H149ZM75 127V126H74ZM81 127V126H80ZM80 127H76L74 130L77 132V130H78V128L80 129ZM90 127H93V124H92V126L90 125ZM105 128H106V125L104 126ZM108 127H109V125H107V128H106V130H108ZM115 127V126H114ZM121 127V126H120ZM122 127V128H123ZM152 127H153V129H152ZM96 128V127H95ZM94 127H93V129H95ZM111 128V127H110ZM116 128V127H115ZM118 128H119V126H118ZM121 128V130L120 131H122L123 129ZM141 128V129H140ZM91 128H89V130H90ZM92 129V130H93ZM117 129V128H116ZM120 129V128H119ZM149 128H148V130H150ZM159 129V130H158ZM106 130H105V132H106ZM112 131H113V129H111ZM125 130H126V127H125ZM129 130V129H128ZM130 130H132V128L130 127ZM134 130H133V132H134ZM137 130V131H136ZM148 130H146V131H148ZM169 130V131H168ZM85 131V130H84ZM80 132H83V131H81V129H80ZM80 132H77V133H75L74 134V136L76 137V140H77V143L76 144H78L77 146H79V145H82V147H84V146H88V145H90L91 146V149H94L95 147H96V142L93 140L92 141V139L95 137H92L91 135H90V132L89 131H87L86 130V132L85 133H87V132H89V134H83V135H79V136H81V137H79L78 136V133H80ZM97 132V131H96ZM96 132H95V135H97L96 134ZM105 132H103V133H105ZM107 132H109V131H107ZM116 132V131H115ZM123 132V131H122ZM121 132V133H122ZM131 132V131H130ZM133 132H131V133H133ZM144 132V133H143ZM167 132V133H166ZM168 132H169V134H168ZM92 133H93V131H92ZM99 133H101L100 131H99ZM111 133V132H110ZM117 133V132H116ZM140 133V134H139ZM112 134H115L114 132L112 133ZM112 134H110V135H112ZM123 134V133H122ZM121 134V135H122ZM135 134V133H134ZM137 134V133H136ZM143 134V135H142ZM100 137H102L101 135H99ZM103 136H105L107 139V141H109V143L110 144H112L111 142H110V140H108V139H110V137H107V136H109V133L106 135V134H103ZM119 136V135H118ZM123 136V135H122ZM140 136V137H141ZM156 137H153V134H152V136L151 137H153V138H157V135H155ZM105 137H103L104 138V140H105ZM115 137V136H114ZM112 138V137H111ZM119 138V137H118ZM124 138V137H123ZM126 138V137H125ZM124 138V139H125ZM114 139V138H113ZM116 139V138H115ZM124 139H123V141H124ZM131 140V139H130ZM130 140H129V142H130ZM158 140V139H157ZM171 140H172V142H171ZM82 141H84V142H82ZM111 141H114V140H111ZM125 141H126V139H125ZM128 141V140H127ZM151 141L152 142H150V140H149V142L150 143H153L154 142V139H151ZM160 141H157V142H160ZM174 141V142H173ZM81 142V143H80ZM94 142H95V144H94ZM118 142H119V140H118ZM148 142V143H149ZM156 142V143H157ZM177 142H179V144H178V147H180V148H178L176 145H177ZM106 143H108V142H106L105 141V143L104 144H106ZM113 143H115V142H113ZM121 143H123V142H121ZM120 143V144H121ZM119 144V143H118ZM129 144V143H128ZM159 144H162V143H159ZM93 145V146H92ZM121 145H123L124 147H126L127 148V146L123 143V144H121ZM154 145V144H153ZM162 145H166L165 143L164 144H162ZM89 146V147H90ZM107 146H109V144L107 145ZM112 146V145H111ZM158 146V145H157ZM176 146V147H175ZM106 147V146H105ZM110 147V146H109ZM108 147V149H111V148H109ZM162 147V146H161ZM165 147V146H164ZM167 147H165V148H167ZM170 147V148H169ZM119 148V147H118ZM120 148H122V147H120ZM125 148V149H126ZM163 148V147H162ZM175 148H177V149H175ZM182 148V150H178V149H181ZM106 149H107V147H106ZM105 149V150H106ZM123 149V148H122ZM184 149V150H183ZM111 151V150H110ZM124 149H123V152H122V150H121V152L122 153H124ZM192 151V152H191ZM128 152V153H127ZM168 152H170V151H168ZM132 154H134L133 152H131ZM131 153H129V151H125V155L126 156H128V158L131 156ZM192 153V154H191ZM194 153V154H193ZM129 154V155H128ZM167 154V153H166ZM172 154V152H170V155ZM181 154L183 155L182 157H181ZM186 154V155H185ZM191 154V155H190ZM223 155V157H222V155ZM125 155H124V157H125ZM176 155V154H175ZM175 155H173V161H175V158H174V156ZM195 155V156H194ZM196 155H197V157H196ZM166 156H168V155H166ZM178 155H176L175 157H177ZM189 156V157H188ZM192 156V157H191ZM132 158H133V156H131ZM131 157H130V159H131ZM171 157V156H170ZM190 158V159H189ZM197 158H198V160H197ZM170 160H172V158L170 159ZM76 161H78V160H76ZM56 162V164H57V166L58 167H56L57 169H58V171L59 170H62V168L64 169V168H66V167H64V166H66L63 162L64 161H62V160H60V159H58V161H55ZM79 162V161H78ZM47 163V162H46ZM53 163V162H52ZM60 163V164H59ZM62 163V164H61ZM172 163H174V162H172ZM56 164H54L53 163V165H55L56 166ZM64 164V165H63ZM63 166V167H62ZM77 166H78V164H77ZM80 166V165H79ZM62 167V168H61ZM56 169V170H57ZM79 169H81V168H79ZM78 169V170H79ZM177 170H178V168H176ZM176 169H173V171L174 170H176ZM68 170V169H67ZM142 170H145V169H142ZM141 170V171H142ZM148 171L146 172V174H144L145 176H149V178H150V174L152 175V173L153 174H155V171H152V172H150V174L149 175H147L148 173H149V169H147ZM176 170V171H177ZM81 171V170H80ZM80 171H78V172H80ZM146 171V170H145ZM167 171V170H166ZM179 171V170H178ZM62 173H64V172H66V170L64 169V170H62L61 171ZM61 172H59V173H61ZM125 172V171H124ZM137 172V171H136ZM158 172V171H157ZM156 172V173H157ZM162 172H164V171H162ZM169 172V171H168ZM62 173L60 174V175H62ZM129 173H132V171L131 172H129ZM129 173H127V175L129 176V175H131V174H129ZM134 173V172H133ZM140 173V172H139ZM145 173V172H144ZM167 172H165V174H166ZM50 173H48L47 175L45 174V178L47 179L49 176L50 177H55V175L57 174H50ZM66 174H67V172H66ZM137 174V173H136ZM157 174H159V173H157ZM59 175V174H58ZM125 175H126V173H125ZM135 174H133V177H134V179H137L138 181L139 180H141V179H138V176L140 175H136V176H134ZM144 175H142V177H144ZM169 175V174H168ZM65 176V177H64ZM66 176L67 175H65V174H63V176H60L59 177V179H63L62 177H64L65 179H66ZM123 176H124V173H123ZM122 176V177H123ZM132 176V175H131ZM131 176H129V177H131ZM154 176H157V175H154ZM161 176V175H160ZM166 177H167V175H165ZM81 177H83V172L82 173H78L77 174V176H76V182L77 181H82V178ZM125 177H127V176H125ZM136 177V178H135ZM153 177V176H152ZM158 177H159V175H158ZM161 177H163V176H161ZM160 177V178H161ZM165 177V178H166ZM120 179H116V182L114 183V181H112V180H110L109 181V179H107V181H106V183L109 181V182H112V183H110V185H109V182L107 183V185H109V186H107L106 184H105V182L103 183V187H102V191H103V189H105L104 190V192L107 190V187L109 188V190L111 189V187H112V189H113V186H111L113 183V185L114 186H116L115 184L116 183H118V180H122V181H124L123 183L120 181V183L118 184L119 186L121 185V183H122V185L124 184L125 185V182H126V184H127V182H128V179H126V180H123L121 177H119ZM145 178V177H144ZM143 178V179H144ZM149 178L147 177V179H148V181H149ZM153 178H156V177H153ZM65 179H63V180H65ZM157 179V178H156ZM146 180V179H145ZM151 180H153L152 178H151ZM47 181H49V180H47ZM129 181H130V178H129ZM133 181V179H131V181L130 182H132ZM135 181V184L136 183H138V182H136V180H134ZM144 181V180H143ZM147 181V180H146ZM147 181V182H148ZM139 182H142V181H139ZM147 182L145 183V184H147ZM151 183H152V185H153V181H150ZM82 183V182H81ZM129 183V182H128ZM143 183V182H142ZM151 183H149V184H151ZM162 183H163V181H162ZM107 186V187H105V185ZM130 184V183H129ZM128 184V185H129ZM144 184V183H143ZM167 184V186H169V187H165V185ZM127 185V186H128ZM131 185H134V183L133 184H131ZM154 185H156L155 184V182H154ZM153 185V186H154ZM111 186V187H110ZM145 186V185H144ZM151 186V185H150ZM157 186V185H156ZM157 186V187H158ZM101 187V186H100ZM165 187V188H164ZM145 188H147V187H145ZM148 188H150V187H148ZM171 188V189H170ZM155 189V188H154ZM159 189V188H158ZM160 189H159V191L157 192L156 190H154L155 192H153L154 194H159V192L161 193V191H160ZM47 190H49L51 193H52V191H53V187H51V186H48L47 187ZM108 190V191H109ZM151 190V189H150ZM99 191V190H98ZM98 191H97V195H99L100 196V193H98ZM100 191H101V189H100ZM108 191H106L105 193H108ZM114 191V190H113ZM149 191V190H148ZM152 191H153V189H152ZM104 192H101V194H103ZM110 192V191H109ZM151 191H149V193H150ZM50 193V194H51ZM105 193L103 194V195H105ZM49 194V195H50ZM60 194H61V197H60V199H62V197H63V195H62V193H61V190L59 191V196H60ZM172 194V195H171ZM200 194H202L203 195V197H204V199H206L204 202L205 203H210V204H205L203 201H201L200 200V198H199V195ZM159 195H161V194H159ZM155 196V195H154ZM166 196V195H165ZM54 198V196H52V195H50L49 196V199H53ZM155 198V197H154ZM157 199V198H156ZM165 199V198H164ZM164 199H162V200H164ZM155 200V199H154ZM160 201V202H163V201ZM164 201H168L167 199L166 200H164ZM158 204H160L159 202H157ZM168 203H166L167 204V207L169 206L168 205ZM165 204V205H166ZM162 205V204H161ZM173 206V207H172ZM176 207V209H175V207ZM160 207V206H159ZM158 207V208H159ZM162 207V206H161ZM166 207V206H165ZM166 207V208H167ZM164 208V207H163ZM166 208H165V210H166ZM160 209V208H159ZM170 209V210H171ZM158 210V209H157ZM173 210H172V213H173ZM163 211V210H162ZM163 212H165V211H163ZM162 212V213H163ZM167 212H169L168 210H167ZM157 213V212H156ZM160 213V212H159ZM158 213V214H159ZM171 213V212H170ZM171 213V214H172ZM176 212L174 211V213L173 214H175ZM64 214H66V216L67 217H71V218H81V219H83L84 221H85V223L86 224H88V225H91L92 226V228L94 229V230H97V231H102V225H101V219L103 218V217H100L98 214H97V212H96V209L95 208H93L92 206L91 207H89V206H87V205H84V204H82L81 202H77L76 201V204H75V206H74V209L71 211V209H69L67 206H66V208H65V210H64ZM179 214V213H178ZM177 214V215H178ZM153 216L155 215L154 213L152 214ZM162 217L164 216V215H162V214H160ZM165 215H166V212H165ZM176 215V216H177ZM180 215H181V213H180ZM179 215V217H181ZM83 216V217H82ZM156 216V215H155ZM158 216V215H157ZM168 216H170L169 214L167 215V217ZM172 216V215H171ZM182 216H184V215H182ZM205 216V217H204ZM215 216V217H214ZM161 217V218H162ZM201 217V218H200ZM176 218V217H175ZM118 221L119 222H121V225L118 223ZM117 221V223H116V221L114 222V221H112V222H109L107 225H106V228H107V232H108V234L111 236V237H114V238H116V240H117V245H115V247H114V250L112 251V256L110 257V260L111 261H116L115 262V264H123L122 263V260H123V257L121 256V255H123V256H127L126 254L127 253H125V252H127L126 250H125V248H127L128 247V241H129V239L128 238H126V236L128 237V234H126V236H125V231L126 230H130V227L131 226H129V224H128V222L126 223V221H125V223L123 222V221H121V219L120 220H118ZM122 223L124 224V225H122ZM223 232V233H224ZM157 236V238H158V241H159V243H161L162 241H163V238L161 237V236H159V235H156ZM137 237V239H138V241L136 242V249L137 250H139V247H141V245H144L145 247H146V241H143L142 239H140L141 237H138V236H136ZM131 239V238H130ZM128 240V241H127ZM131 241H133V238L131 239ZM156 241V243L158 244V241L157 240H155ZM161 241V242H160ZM245 241V240H244ZM164 242V241H163ZM163 242L161 243L162 245H163ZM122 243H123V247H124V245H125V248H123L122 247ZM120 244H121V246H120ZM160 244V245H161ZM248 244V243H247ZM246 244V245H247ZM117 246V247H116ZM159 248H157L156 247V250L157 251H159L158 250ZM5 250V248H3V250L2 251H4ZM7 251V249L3 252V253H5ZM9 251L10 250H8L7 252L9 253ZM119 254V255H118ZM5 255H7V254H5ZM4 255V256H5ZM116 255H118V257L116 256ZM259 256V258H257ZM262 257V259H261V257ZM245 257H246V255H245ZM250 257H251V259H250ZM115 258H117V259H119V260H114ZM113 259V260H112ZM249 259V260H248ZM255 259V260H254ZM249 263H248V262ZM256 261V262H255ZM114 262H112L113 264H114ZM118 262V263H117Z\"/></svg>", "mask_w": 264, "mask_h": 264}]
</instances>
